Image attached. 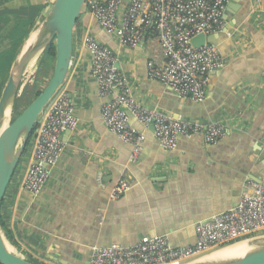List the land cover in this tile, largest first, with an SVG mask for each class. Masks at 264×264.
<instances>
[{
    "label": "crops",
    "instance_id": "1",
    "mask_svg": "<svg viewBox=\"0 0 264 264\" xmlns=\"http://www.w3.org/2000/svg\"><path fill=\"white\" fill-rule=\"evenodd\" d=\"M53 1L0 0V94ZM224 19L211 41L225 64L210 73L205 99L197 103L147 78L146 62L164 61L154 33L147 31L135 48L123 47L86 11L80 13L60 87L69 93L78 123L61 132L62 154L37 196L21 189L23 167L15 169L0 208L12 251L37 264H87L93 246L132 245L155 235L191 246L197 223L236 205L250 182L264 186V0H229ZM86 33L112 49L139 103L171 117L224 123L226 135L214 145L202 134L179 137L177 147L166 150L152 126L131 119L145 134L140 157L131 162V147L101 121L105 99L90 73ZM122 178L130 188L112 199L111 188ZM236 243L264 244V231Z\"/></svg>",
    "mask_w": 264,
    "mask_h": 264
},
{
    "label": "built area",
    "instance_id": "2",
    "mask_svg": "<svg viewBox=\"0 0 264 264\" xmlns=\"http://www.w3.org/2000/svg\"><path fill=\"white\" fill-rule=\"evenodd\" d=\"M229 0H85L86 11L103 29L127 48L140 45L147 31L154 33L164 57L162 63L146 62V74L169 87L179 97L200 103L205 99L211 72L224 67V58L216 44L192 45V39L223 31ZM83 45L90 56V73L97 94L105 99L100 118L108 132L131 147L130 161L136 162L145 134L131 123L150 125L160 147L173 150L179 137L202 134L214 145L227 132L224 123L201 122L171 117L139 103L133 96L127 75L117 67L110 47L86 33ZM107 98V99H106ZM78 119L69 93L59 88L41 112L17 164L23 167L22 190L37 196L62 154L61 132L71 131ZM130 188L119 179L110 197L117 199ZM264 231V186L250 182V191L240 196L233 207L196 224V241L191 246H173L166 235H155L132 245L111 244L91 247L87 264H182L212 250L249 239Z\"/></svg>",
    "mask_w": 264,
    "mask_h": 264
},
{
    "label": "water",
    "instance_id": "3",
    "mask_svg": "<svg viewBox=\"0 0 264 264\" xmlns=\"http://www.w3.org/2000/svg\"><path fill=\"white\" fill-rule=\"evenodd\" d=\"M84 1L54 0L47 14L26 40L12 63L0 94V208L5 191L41 112L61 87L67 75L73 53V32ZM213 36L215 34L207 37L199 34L192 39V45L196 47L205 42L215 44L211 41ZM51 43L54 45L52 75L43 90L19 115L14 117V106L21 92L27 67L35 58L42 56ZM188 96L191 97L190 94ZM215 251L182 264H264V244L247 247L230 257L213 256ZM0 264H37L10 249L2 231L1 219Z\"/></svg>",
    "mask_w": 264,
    "mask_h": 264
},
{
    "label": "trees",
    "instance_id": "4",
    "mask_svg": "<svg viewBox=\"0 0 264 264\" xmlns=\"http://www.w3.org/2000/svg\"><path fill=\"white\" fill-rule=\"evenodd\" d=\"M54 62V45L53 43L49 44L46 50L44 51V54L42 55L40 59V63L38 65V68L36 70V75L34 77L32 85H27L24 87L20 97L17 99L15 105H16V111L15 116L19 115L21 111L43 90V88L47 84V73L50 71V69L53 66ZM28 91V92H27ZM33 95V98H29L27 101V94ZM31 99V100H30ZM27 101V102H26ZM26 105L24 108L21 106ZM32 134V133H31ZM31 136V135H30ZM28 144V143H27ZM1 227H3V223L1 221ZM4 229V228H3Z\"/></svg>",
    "mask_w": 264,
    "mask_h": 264
},
{
    "label": "bare ground",
    "instance_id": "5",
    "mask_svg": "<svg viewBox=\"0 0 264 264\" xmlns=\"http://www.w3.org/2000/svg\"><path fill=\"white\" fill-rule=\"evenodd\" d=\"M41 57V56H40ZM40 57L35 58L27 67V70L24 74L23 80L22 82H24V78H26V76L31 75L35 69V67L38 64V61L40 60ZM247 247H244V245L242 243H236V244H232V245H226L224 248H221L217 251H215L213 253V256L216 257H230L234 254L240 253L242 251H244Z\"/></svg>",
    "mask_w": 264,
    "mask_h": 264
},
{
    "label": "rangeland",
    "instance_id": "6",
    "mask_svg": "<svg viewBox=\"0 0 264 264\" xmlns=\"http://www.w3.org/2000/svg\"><path fill=\"white\" fill-rule=\"evenodd\" d=\"M42 57V56H41ZM41 57H40V59H41ZM39 63H40V60L38 61V64H37V66L35 67V69H34V71H33V73L31 74V75H28V76H26V78H24V82H23V84H22V88H21V92H20V94H19V96L17 97V99L20 97V95H21V93H22V91H23V89H24V87L25 86H27V85H32V83H33V80H34V77H35V75H36V70H37V68H38V65H39ZM52 70H53V66H52V68L50 69V71L47 73V76H48V78H47V82L49 81V79H50V77H51V75H52ZM28 92V91H27ZM28 95V97H27V101L29 100V98H33L32 96L33 95H31L30 97H29V93L27 94ZM17 99H16V101H17ZM31 100V99H30ZM26 101V102H27ZM26 105H23V106H21L22 108H24ZM15 111H16V105L14 106V115L13 116H15ZM254 245H256V244H254ZM245 247V246H244ZM221 248H223V247H218V248H216V249H214V250H219V249H221ZM213 251V250H212Z\"/></svg>",
    "mask_w": 264,
    "mask_h": 264
}]
</instances>
